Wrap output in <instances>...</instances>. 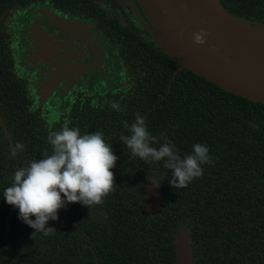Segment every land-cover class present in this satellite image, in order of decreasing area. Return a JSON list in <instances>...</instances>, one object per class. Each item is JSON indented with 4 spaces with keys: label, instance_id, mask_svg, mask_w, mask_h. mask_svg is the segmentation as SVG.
Here are the masks:
<instances>
[{
    "label": "trees",
    "instance_id": "1",
    "mask_svg": "<svg viewBox=\"0 0 264 264\" xmlns=\"http://www.w3.org/2000/svg\"><path fill=\"white\" fill-rule=\"evenodd\" d=\"M32 1L0 0V26L5 10ZM219 1L237 19L264 29V0ZM56 3L74 10L79 0ZM156 42L157 36L126 37L120 58L129 75L122 78L121 94L103 90L104 97H52L33 104L21 97L5 66L0 32V264H175L183 230L193 264H264V104L179 68ZM137 114L158 140L153 147L170 140L183 158L193 145H206L212 162L202 166L203 175L186 188H172L164 161L132 156L120 137L130 135L125 125L130 128ZM65 125L82 135L102 133L118 157L111 170L116 189L89 209L68 204L57 221H49L56 232L33 236L3 191L16 170L52 154L49 133ZM17 144L23 148L10 158ZM149 176L163 196L154 216L145 209Z\"/></svg>",
    "mask_w": 264,
    "mask_h": 264
},
{
    "label": "flooded vegetation",
    "instance_id": "2",
    "mask_svg": "<svg viewBox=\"0 0 264 264\" xmlns=\"http://www.w3.org/2000/svg\"><path fill=\"white\" fill-rule=\"evenodd\" d=\"M55 3L33 0L2 14L3 61L21 97L38 104L52 97L121 94L122 78L129 75L120 58L126 37L158 36L148 7L140 0H79L74 10ZM95 63L105 74L93 75Z\"/></svg>",
    "mask_w": 264,
    "mask_h": 264
},
{
    "label": "clouds",
    "instance_id": "3",
    "mask_svg": "<svg viewBox=\"0 0 264 264\" xmlns=\"http://www.w3.org/2000/svg\"><path fill=\"white\" fill-rule=\"evenodd\" d=\"M207 35L204 31L195 34L194 43L203 46ZM112 108L119 111V103H113ZM125 127L130 135H122L120 139L132 156L146 163L164 161V167L172 172L169 181L172 188H186L203 175L202 166L212 162L209 149L203 144L193 145L192 153L183 158L170 140L153 147L158 140L139 114L130 128L127 124ZM48 140L52 154L45 153L43 159L30 161L28 166L16 170L12 185L3 191L6 203L18 209L19 219L34 230L33 236L56 232L48 226L49 221H57L59 211L68 204L78 203L89 209L103 204L116 189L111 170L118 157L102 133L82 135L78 128L65 125L59 131H50ZM22 148L23 145L17 144L10 158Z\"/></svg>",
    "mask_w": 264,
    "mask_h": 264
},
{
    "label": "water",
    "instance_id": "4",
    "mask_svg": "<svg viewBox=\"0 0 264 264\" xmlns=\"http://www.w3.org/2000/svg\"><path fill=\"white\" fill-rule=\"evenodd\" d=\"M156 26L157 44L179 63L227 93L264 104V29L231 15L219 0H140ZM208 33L203 46L194 35ZM154 176L146 180L145 209L156 215L163 196ZM175 264H193L189 233L176 242Z\"/></svg>",
    "mask_w": 264,
    "mask_h": 264
},
{
    "label": "rangeland",
    "instance_id": "5",
    "mask_svg": "<svg viewBox=\"0 0 264 264\" xmlns=\"http://www.w3.org/2000/svg\"><path fill=\"white\" fill-rule=\"evenodd\" d=\"M76 31V30H73ZM99 75V74H105L104 72H102V69L100 66H98L96 63L93 64V75ZM108 75H106L107 77ZM110 78H113V76L111 75Z\"/></svg>",
    "mask_w": 264,
    "mask_h": 264
}]
</instances>
